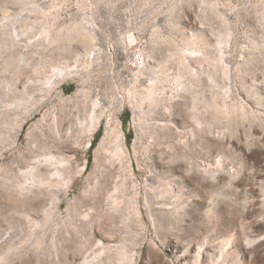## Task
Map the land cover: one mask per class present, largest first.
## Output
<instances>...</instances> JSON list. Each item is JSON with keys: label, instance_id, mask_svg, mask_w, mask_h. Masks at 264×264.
<instances>
[{"label": "rangeland", "instance_id": "374dc122", "mask_svg": "<svg viewBox=\"0 0 264 264\" xmlns=\"http://www.w3.org/2000/svg\"><path fill=\"white\" fill-rule=\"evenodd\" d=\"M31 6L41 8L40 13L29 12ZM12 16L36 22L37 29L60 30L79 23L94 41L86 46L77 39L65 47L39 50L35 31L30 40L20 35L10 50L24 54L27 66L8 73L2 70L8 54L0 58V264H211L216 257V264L222 258L228 260L224 264H264V49L251 48L254 41L264 44V0H0V26ZM224 27L229 34L222 56L230 76L218 78V87H211L206 73L214 72L215 41ZM185 38L200 51L187 61L201 71L200 83L195 82L201 94V130L187 110L189 97L176 98L170 113L158 107L146 116L148 125L142 130V116L128 91L134 83L147 84L155 66L168 58V73H176L178 58L166 40L182 45ZM90 51L99 59H85ZM139 52L145 66L136 82L134 59ZM39 57L54 62L67 76H55L56 85L36 93L28 109L9 111V102L19 93L16 87L22 91L30 79L52 76L49 63L42 67ZM245 65V82L256 86L260 103L246 95L249 85L235 75ZM226 90L244 102L250 114L233 119L227 129L205 108L213 96L220 106H230V98L224 100ZM166 91L165 99L170 96ZM86 92L100 100L105 113L91 138L75 120L70 131L68 122L58 134L48 128L54 114H84ZM106 116L119 121L122 156L113 154V144H107L109 154L97 153L108 128ZM44 153L64 160L69 184L46 187L29 181V189L20 193L15 184ZM41 166L44 175L53 169ZM95 176L100 189L86 194ZM113 181L125 184L124 199L133 196L139 211V218L129 216L128 227L106 207L98 212ZM164 182H172L177 207L174 198L161 197ZM75 206L91 210L92 218L75 217V226L69 228L67 212ZM229 237L231 244L224 246ZM121 250L127 261H119Z\"/></svg>", "mask_w": 264, "mask_h": 264}, {"label": "bare ground", "instance_id": "6f19581e", "mask_svg": "<svg viewBox=\"0 0 264 264\" xmlns=\"http://www.w3.org/2000/svg\"><path fill=\"white\" fill-rule=\"evenodd\" d=\"M7 8H8L7 5L4 6V9L7 10ZM27 10H29V12L31 11V12H35V13H40L41 8L36 7V6H33V7L31 6L30 8L28 7ZM9 16H11V15H9ZM17 17L12 16V19L9 20L8 23H4L3 25L1 24L2 26H0V58L3 55V53L8 54V55L4 56L3 63H2L3 65L2 64L1 65L3 66L2 70L8 71V73L12 68L13 69L15 68V70L19 71L20 69H22V67L28 65L29 59L24 54L19 53V52L14 54L10 51L16 45V39L18 37H20V35L24 36L27 40H30L31 34L34 35L33 32L36 31L37 32L36 34L40 37V40H41L39 43H37L35 45L36 47H39V50L40 49L44 50V49H46V47L54 46V45L57 46V48L65 47L66 42L68 44V43H71V41H77V39L79 41H81V43H83L86 46H90L94 41V37L87 30H85L83 28V26H81L79 23L78 24L77 23L70 24L69 26L67 25V27L66 26L64 28L62 27V29H60V30H56V29L52 30V29H50L51 27L48 28V26L47 27L43 26L41 28L39 26V28L37 29L36 22H30L26 18L19 20ZM4 18H6V15L4 16ZM9 18H11V17H9ZM224 22L225 21L223 20L222 24H225ZM16 24L18 25V27L17 26L16 27L18 29H20L19 33L17 32L18 29L15 27ZM223 30L224 31H219V33H217V38H216L217 40L215 41L217 53H215L216 55H214V57H212L213 60L211 63L213 66L214 72L213 73L212 72L206 73L207 82L211 85V87L212 86L218 87L219 80L221 78L227 79L228 76H230L229 75L230 70L225 65V63L223 61V56H222L223 55L222 49L224 47L223 44L224 45L226 44L225 43L226 38L228 37L229 33L227 32L228 31L227 29L225 31V27ZM128 40H129V42H132L134 40V37L129 36ZM166 42L168 44H170L171 47L173 46V48L171 50L172 55L176 56L178 58L177 64H179V66H178L179 68L177 67L178 70L176 73L169 74L168 70L166 69V65H165L169 58L166 59L164 62H159V64L157 66H155L156 68H154V70L152 72L153 77L148 79L147 84L137 85L136 83H134V86L132 87L133 89L128 91L129 96L136 100L135 106L139 110V113L142 116V118H138L139 119L138 121L140 122V124H138V126H141V128L143 126L144 127L147 126L148 125L147 124L148 119L146 116L156 113L155 111H157L156 109L158 107L163 109L165 112L170 113L171 109L174 108L173 103H174L176 98L186 99V97H189V99H186V100H189V103L187 105V110H188L190 117L193 120L195 126L199 130H201V124H203V120L201 119V94H200V91L196 89V87L199 84H197V85L195 84V82L200 83L201 71L194 70L191 67V65L189 64V62L187 61L188 56H190V58L193 56H196L200 53V51L198 48H196V46L194 47V45L192 43H195V42H192L190 39L188 40L185 38V40L183 41L184 43H182V45H180V44L176 45V43H174L173 41H171L169 39L166 40ZM251 48L253 49V51L257 50L258 52L259 51L263 52L262 50L264 49V44L260 46V43L258 44L254 41L251 45ZM260 49H262V50H260ZM12 50H14V49H12ZM136 55L138 57L136 59H134L135 69L137 70V72L135 73V81L138 82V81H140L139 76L142 75L141 70L145 66V59H144L143 53L139 52ZM91 57H93V53H91V51H90L86 54L85 59L88 60V59H91ZM45 58L41 57L40 60L38 59L39 63L43 64L42 67H44L45 63L46 64L49 63L50 67H48V68L52 69V72H53L52 76L44 78V79H42L40 77L39 78L35 77L36 79L33 78V80L30 79L31 81L29 80L28 85L24 86L22 91L17 90L18 89L17 87L15 89V86H14L16 93H17V91H19V93H18V95H16L15 98H13L12 102H9L8 106L12 107V108H10L9 111L14 112L20 108H22V109L27 108V106L29 104H31L32 101L34 100L36 93L44 91L46 86H48V88L45 90L49 91L50 89L53 88V86L56 85L57 81H55V80L52 81L53 78H55V76H58V75H62V77L65 76L64 74H62L63 73L62 68L58 67V65H55L54 62L52 63ZM95 58L99 59L98 55H94L93 59H95ZM77 61L78 60H76V62ZM31 62H33V61H31ZM88 62H90V61H88ZM29 63H30V61H29ZM80 63H81V61H80ZM91 63H92V61H91ZM37 64H38V61H37ZM37 64H36V66H37ZM88 66H89V64H88ZM239 66H241V65H239ZM246 66L247 65H245V67L243 66V68L238 67L237 73L235 74L236 76L239 77V79L242 82H245V75L248 71ZM75 67H76V65H75ZM86 67H87V65H86ZM2 70H0V72ZM36 71H37V69H36ZM54 72H57V74H55ZM218 78H220V79L218 80ZM246 85H249V84L246 83ZM246 85L244 84L243 87ZM166 88L169 89V91H170V94H169L170 96L167 99L164 98V95L167 92ZM11 89H12V87H11ZM88 91L89 90H87V92ZM87 92L85 93L84 98H83L84 102H83L82 106L84 107L83 108L84 114H81L82 116L80 115V113H76V115L69 114L67 117L63 118V117H59L57 114H54V116L51 117V120L49 121V123H47L48 128H50L52 131H54V133L56 132L58 134L60 129H62L64 127V123L68 122L67 130L70 131L72 124L74 125L73 121L75 120L76 121L75 125L78 124V126H80L82 128V130L88 135V137L91 138L94 135V133L97 131V129L99 128L102 116H105L104 115L105 113L103 112V107L101 105L100 100L97 98L90 99L89 98L90 95ZM245 92H246V95L248 97H255L256 98L259 95L256 86H253V85H249L245 89ZM231 95L232 94L230 93V90L229 91L226 90L224 92V100H225V98H230V100L232 101V104L230 106H228V104L226 102L222 106H220L216 101V98H217L216 96H213L212 98H210V100L206 102V107L204 106L206 109L212 111L211 113L213 114V121H215L218 124H221L225 127H226V125L230 124L229 122H231L233 119L245 118V117H248L250 115L248 113L249 111H248L246 105L244 104V102H242L241 100H237L235 98H232ZM258 101L259 100L257 99V103H258ZM259 103H260V101H259ZM34 104H35V102H34ZM6 110H7V108H6ZM161 112H162V110H161ZM105 118H107V116ZM106 121H107L106 124H107L108 128L106 129L105 135L100 142V145L97 149V153L98 154L99 153H104V154L108 153L109 151H108L107 147L109 145L107 146V144H110V145L113 144L114 145V149L112 150L113 154L115 156H122V155H124L125 151L123 149H125V148L118 145V142L122 143V141H121L122 135H121V131H119V123H118L119 121L115 117H109L106 119ZM233 121H235V120H233ZM6 123L7 122L5 120L4 126L6 125ZM209 123L210 122H208V124ZM209 125H212V124H209ZM164 127L169 129V124L166 123L164 125ZM227 127H226V129H227ZM142 130H143V128H142ZM77 132H79V131H77ZM192 136H195V134L192 133ZM2 137H0V140L3 139ZM34 138H36V137H34ZM150 139H152V137ZM32 140H33V137H32ZM35 143H34V145H35ZM37 144H38V142H37ZM42 156L44 157L43 160H38L39 156L38 157L35 156L37 158L36 163L32 166H29L28 168L26 167L27 170L24 173H22L20 180H18L16 184L14 183L18 190L15 188V186H13L14 184L11 187H14L20 193H23L27 189H29L26 187V185L28 184L29 181H31V185L35 184V185L46 186V187L47 186L48 187L63 186L64 184L66 185L67 183L69 184V179H70V178H68L69 177L68 176L69 170H68V167L65 166L64 160L62 158H59V157L51 154V153H44ZM104 156L106 157V155H104ZM107 158H105V159H107ZM42 163L47 164V166L53 167V169L45 175H44V173L42 174L41 169H40V167H43V166H41ZM218 164H219V162H218ZM69 167H70V165H69ZM97 168L99 169L100 165H96V170H97ZM99 173H100V171H99ZM5 179H6L5 182H7V180H10L8 177H6ZM119 181H113V183H112L113 185H111V187H109V188H106V191L104 194V197H105L104 202H103L104 204L98 205L99 206L98 212L100 211L99 209H104V207H106L108 214L111 217L114 218L115 214H117L119 217L118 219H120L119 221L121 223H123L122 225L125 224L127 226L126 223H128L127 221L130 219L129 216H135L134 218H136V217L139 218V211L137 210L136 202H133V198H132L133 196L131 198H126V200L124 199L123 194L126 191L124 189L125 184L122 183V181L121 182H119ZM124 181H126V180H124ZM70 182H72V181H70ZM100 182H101L100 178L98 176H95L93 182H91L88 185L89 187H87V191H85L86 194H88L89 191L96 193L98 191V189H100V187L98 188ZM171 183L164 182L163 187L159 186L160 187L159 192H160L161 197H163V198H165L167 195L171 198H174L175 201L172 204H174L177 207L178 196L173 192L172 187H171ZM86 194H84V195H86ZM90 194H92V193H89V195ZM22 195H24V194H22ZM92 195H94V194H92ZM122 199H124V200H122ZM122 203H123V205H122ZM92 209H94V208H92ZM129 209H132V210L128 211ZM182 209H184V208H182ZM81 210H82L81 206H79V207L75 206V209L72 212H70V211H69L70 213L67 212L69 214L68 218L66 217L67 221L65 222V225L67 227L70 228V227L75 226V225L73 226L75 217H82L84 220H87V219L89 220L92 218V214L90 212L91 210L89 211V209H88L85 212H83ZM109 215H108V217H110ZM137 221H139V220H137ZM125 225H124V227H126ZM54 227L56 229L55 231H57L58 227L57 226H54ZM231 240H232L231 237L227 238V240L225 241V243L223 245L224 246L230 245ZM200 248H201V246H200ZM101 251L103 252V250H101ZM125 257H126L125 251L121 250L119 253V261L122 262L123 258H125ZM200 257H201V255H200ZM218 260H219V258L216 257L215 259H213L211 264H214L215 261L217 262ZM86 261H88V260H86ZM125 261H127L126 258H125ZM227 261H228L227 259L222 258V261H220L219 263L224 264V263H227ZM86 264H87V262H86ZM121 264H123V263H121Z\"/></svg>", "mask_w": 264, "mask_h": 264}]
</instances>
